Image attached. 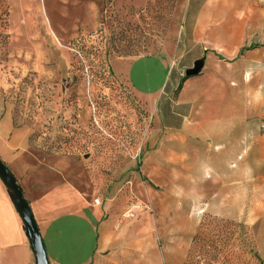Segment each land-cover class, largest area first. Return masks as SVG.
Listing matches in <instances>:
<instances>
[{
	"label": "rangeland",
	"instance_id": "1",
	"mask_svg": "<svg viewBox=\"0 0 264 264\" xmlns=\"http://www.w3.org/2000/svg\"><path fill=\"white\" fill-rule=\"evenodd\" d=\"M59 1L53 9L62 33L55 34L44 0H0V136L18 130L38 155L75 161V179L93 202L116 189L130 195L144 155L162 137L148 101L114 75V57L161 54L126 61L124 69L139 84L152 71V91L162 86L164 98L178 97L186 79L196 78L220 102L238 88L242 103L254 95L257 112L264 110V0H91L92 22L79 24L77 34L60 17L73 5ZM135 205L124 223L140 215ZM91 220L75 218V234L64 237L75 264L96 249L98 222ZM199 220L185 242L172 239L167 248L161 239L157 250H144L143 264H264L262 223Z\"/></svg>",
	"mask_w": 264,
	"mask_h": 264
},
{
	"label": "crops",
	"instance_id": "2",
	"mask_svg": "<svg viewBox=\"0 0 264 264\" xmlns=\"http://www.w3.org/2000/svg\"><path fill=\"white\" fill-rule=\"evenodd\" d=\"M44 2L53 33L61 34L53 9L60 1ZM63 2L73 5L60 17L72 22L75 34L79 24L92 22L93 1ZM162 57L145 54L111 60L114 75L148 101L158 134L162 133L157 147L144 155L142 174L134 175L130 195L116 189L106 200L98 198L96 205L75 179V161L38 155L18 130L0 136V158L29 202L50 264H75V248H67L63 241L67 234H75V218L87 225L91 219L98 222L96 249L79 264H143L144 250H157L161 239L170 248L172 239L191 238L199 218L246 221L253 227L262 223L264 232V110L257 112L254 95L242 103L238 88H232L230 101L220 102L196 78L186 79L178 97L164 98L162 86L152 91V71H146L139 84L124 69L126 61ZM114 63L123 69H115ZM143 175L152 184L144 183ZM130 202L140 215L124 223L121 218H129ZM143 218L151 222L146 236ZM154 260L158 261L157 254ZM0 264H36L23 221L1 179Z\"/></svg>",
	"mask_w": 264,
	"mask_h": 264
},
{
	"label": "water",
	"instance_id": "3",
	"mask_svg": "<svg viewBox=\"0 0 264 264\" xmlns=\"http://www.w3.org/2000/svg\"><path fill=\"white\" fill-rule=\"evenodd\" d=\"M0 179L5 185L10 198L20 215L25 233L29 239L36 264H50L45 243L34 218L29 202L24 196L21 186L7 165L0 158Z\"/></svg>",
	"mask_w": 264,
	"mask_h": 264
},
{
	"label": "built area",
	"instance_id": "4",
	"mask_svg": "<svg viewBox=\"0 0 264 264\" xmlns=\"http://www.w3.org/2000/svg\"><path fill=\"white\" fill-rule=\"evenodd\" d=\"M126 149L128 150L129 154L131 155L132 158L134 159H138V158H141V150H137L136 152H133L132 150L129 149L128 146H126ZM96 205L100 204V200L99 199H95V202H94ZM129 214V217H134L135 214L133 211L129 210L127 212V215ZM128 217V216H127Z\"/></svg>",
	"mask_w": 264,
	"mask_h": 264
},
{
	"label": "bare ground",
	"instance_id": "5",
	"mask_svg": "<svg viewBox=\"0 0 264 264\" xmlns=\"http://www.w3.org/2000/svg\"><path fill=\"white\" fill-rule=\"evenodd\" d=\"M210 14V10L206 9L203 14H202V19L206 18V16H208Z\"/></svg>",
	"mask_w": 264,
	"mask_h": 264
}]
</instances>
